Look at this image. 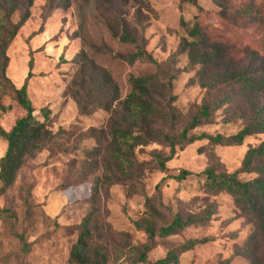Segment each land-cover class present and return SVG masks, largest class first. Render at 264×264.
I'll return each instance as SVG.
<instances>
[{
    "label": "rangeland",
    "instance_id": "obj_1",
    "mask_svg": "<svg viewBox=\"0 0 264 264\" xmlns=\"http://www.w3.org/2000/svg\"><path fill=\"white\" fill-rule=\"evenodd\" d=\"M10 1L0 0L2 26L7 29L10 21L18 22L26 9L30 11V18L7 51V75L21 87L32 63L28 96L35 115L43 120L42 109H50L52 130L65 128L68 136L65 151L61 149L52 156L50 150H44L36 155L21 170L15 185L0 196V264H73L70 253L80 233L79 225L93 209L86 200L92 194L94 176L90 168L96 160L86 152L97 145L88 137V130L102 125L107 118L104 112L81 115L68 96L66 88L75 68L73 59L84 50L107 68L119 85L121 100L131 91L132 76L158 73L163 79L171 80L173 89L164 98L165 101L171 96L175 98L172 106L182 114L179 128L183 129L207 97V89L200 86L197 76L199 66L192 67L188 54L178 51L180 35L184 32L181 18L190 19L197 10L182 5V0H150L152 11L137 15L132 1L114 0L116 12L158 62L140 60L129 64L114 58V54L133 53L136 47L113 37L95 0H34L31 7L26 0ZM232 2L253 4L259 7V15L233 28L210 13L207 24L212 32L220 35L229 47L249 51L264 49V0ZM204 5L214 8L212 3ZM6 37L4 33L0 44ZM260 102L264 104L263 99ZM24 115L25 111L13 100L12 94L0 88V124L9 131ZM226 116L221 108L213 122L203 124L192 133L231 135L238 132L242 122H226ZM262 140L264 134L248 137L240 146H218L216 154L229 172H236L248 149ZM206 145L207 141L202 140L177 148L173 158L166 162L167 172L159 167L160 158L170 155L167 143L158 141L136 148V177L125 184L104 187L96 204L98 224L107 222L112 227L110 234L101 229L102 238L96 239L98 244L108 246L103 251L106 264H142L134 262L132 253L116 249L126 250L121 239L125 236L129 243L147 242L146 234L136 229L134 221L143 217L146 199L157 195L172 213L183 217L198 214L211 203H216L217 210L207 225H195L175 236L157 237L148 254L153 264L188 239L206 237L210 240L184 252L179 264H223L227 260L231 264H251L236 253L247 244L254 232V223L240 212L229 195L207 192L203 177L198 175L208 166L207 153L199 151L205 150ZM6 148L7 142L0 137V159ZM182 170L190 172L186 179L171 178ZM82 176L84 181L80 179ZM19 236H23L24 242Z\"/></svg>",
    "mask_w": 264,
    "mask_h": 264
},
{
    "label": "trees",
    "instance_id": "obj_2",
    "mask_svg": "<svg viewBox=\"0 0 264 264\" xmlns=\"http://www.w3.org/2000/svg\"><path fill=\"white\" fill-rule=\"evenodd\" d=\"M26 1L28 7L34 3V0ZM95 1L113 37L136 47L135 52L125 55L117 53L114 58L129 64L140 60L158 64L124 18L116 12L114 0ZM129 1L135 4L137 15L152 11L150 0ZM204 3H212L214 8H206ZM182 5L195 7L197 13L190 19L181 18L184 32L180 35L178 51L188 54L192 67L199 66L197 76L200 86L207 89V97L183 129L179 128L182 114L172 106L175 98L171 96L166 101L164 98L173 89L171 80L163 79L158 73L132 76L131 91L121 100L119 85L107 68L95 62L84 50L73 59L75 68L67 84L68 96L76 103L81 115L107 114L102 125L88 130V137L97 145L86 152L88 157L96 160L90 168L94 176L92 194L86 200L93 209L79 225L80 233L70 253L73 264H106L107 256L103 251L108 246L102 242L98 244L96 239L102 238L99 233L101 229L105 228L110 234L112 227L107 222L102 226L98 224L96 204L104 187L125 184L136 177V148L158 141L167 143L170 155L159 160L160 169L167 172L166 162L173 158L177 148L182 149L202 140H206L207 145L205 150L199 151L207 153L208 166L198 175L203 177L205 190L213 195H229L240 212L249 217L255 226L247 244L236 255L247 258L251 264H264V140L248 149L241 168L236 172H229L216 154L218 146H240L248 137L264 134V104L260 102V99L264 100V49L249 51L229 47L207 24V16L212 13L226 24L238 28L257 17L260 9L253 4H234L232 0H182ZM29 18L30 11L26 9L18 22H9L7 29L0 23V39L4 33L7 36L0 44V88L12 94L13 100L25 111L11 130H6L0 124V137L7 142L6 151L0 159V196L15 185L19 173L29 161L44 150H50L51 155H55L63 149L65 137L68 136L65 128L52 130L50 109H42L43 120L35 115L36 110L28 96L32 63L21 87H17L7 75V51ZM221 108L226 112V122H242L238 132L231 135L192 133L203 124L213 122ZM189 175L190 172L182 170L171 178L182 181ZM244 175L250 177L243 178ZM80 179L84 181L85 178L82 176ZM145 206L143 217L134 221V226L146 234L147 242L129 243V238L125 236L121 239L126 250L115 248L123 253H132L134 262L142 264H153L148 254L157 237L175 236L195 225H207L217 210L216 203H211L202 212L183 217L179 213H172L160 201L159 195L148 197ZM19 238L24 242L23 236ZM209 240L208 237L188 239L154 264H179L184 252ZM223 264H231V260Z\"/></svg>",
    "mask_w": 264,
    "mask_h": 264
}]
</instances>
